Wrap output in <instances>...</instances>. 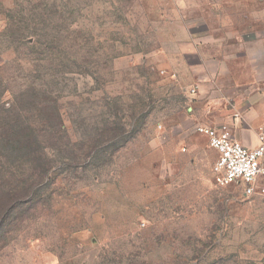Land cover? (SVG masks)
<instances>
[{"label":"rangeland","instance_id":"obj_1","mask_svg":"<svg viewBox=\"0 0 264 264\" xmlns=\"http://www.w3.org/2000/svg\"><path fill=\"white\" fill-rule=\"evenodd\" d=\"M257 2L0 0V264H264V197L218 184L179 50Z\"/></svg>","mask_w":264,"mask_h":264},{"label":"crops","instance_id":"obj_2","mask_svg":"<svg viewBox=\"0 0 264 264\" xmlns=\"http://www.w3.org/2000/svg\"><path fill=\"white\" fill-rule=\"evenodd\" d=\"M257 4L264 7V0ZM182 41V54L200 58L194 107L210 115H193L196 126L227 124L238 142L257 147L264 133V12L241 19L220 13L209 24L185 30Z\"/></svg>","mask_w":264,"mask_h":264},{"label":"built area","instance_id":"obj_3","mask_svg":"<svg viewBox=\"0 0 264 264\" xmlns=\"http://www.w3.org/2000/svg\"><path fill=\"white\" fill-rule=\"evenodd\" d=\"M196 132L205 135L219 154L212 172L220 186L236 185L245 197H264V133L257 147L248 148L234 138L227 124L197 125Z\"/></svg>","mask_w":264,"mask_h":264}]
</instances>
